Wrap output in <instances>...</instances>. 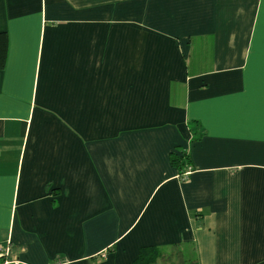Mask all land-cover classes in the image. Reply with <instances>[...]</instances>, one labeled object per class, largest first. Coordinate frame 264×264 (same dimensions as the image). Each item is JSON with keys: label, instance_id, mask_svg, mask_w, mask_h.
I'll list each match as a JSON object with an SVG mask.
<instances>
[{"label": "crops", "instance_id": "1", "mask_svg": "<svg viewBox=\"0 0 264 264\" xmlns=\"http://www.w3.org/2000/svg\"><path fill=\"white\" fill-rule=\"evenodd\" d=\"M0 34L6 261L264 264V0H0Z\"/></svg>", "mask_w": 264, "mask_h": 264}, {"label": "trees", "instance_id": "2", "mask_svg": "<svg viewBox=\"0 0 264 264\" xmlns=\"http://www.w3.org/2000/svg\"><path fill=\"white\" fill-rule=\"evenodd\" d=\"M6 53V38L4 34H0V64L3 63L4 56ZM170 160L172 161L173 165H175L178 169V171L182 170L183 168H188L189 167V162L188 158L181 154L180 156L174 155L171 156ZM159 250L155 248H143L139 251L138 257L135 261V264H155V262L159 259ZM193 252V251H192ZM180 256V255H179ZM187 256V259L183 261L182 256L178 259L180 261L176 262L174 259L165 261V262H170L172 264L177 263V264H196L194 258ZM168 257H166L167 259ZM165 259V260H166ZM185 259V258H184ZM174 262V263H173Z\"/></svg>", "mask_w": 264, "mask_h": 264}, {"label": "rangeland", "instance_id": "3", "mask_svg": "<svg viewBox=\"0 0 264 264\" xmlns=\"http://www.w3.org/2000/svg\"><path fill=\"white\" fill-rule=\"evenodd\" d=\"M170 255H189V257L192 258V251L190 249H186V250H179V249H171L169 251H165L159 252V259L164 260V258L168 257L166 260L168 261L170 257Z\"/></svg>", "mask_w": 264, "mask_h": 264}, {"label": "built area", "instance_id": "4", "mask_svg": "<svg viewBox=\"0 0 264 264\" xmlns=\"http://www.w3.org/2000/svg\"><path fill=\"white\" fill-rule=\"evenodd\" d=\"M6 255H7V248H0V264H10L8 261H6ZM17 264V263H12Z\"/></svg>", "mask_w": 264, "mask_h": 264}]
</instances>
